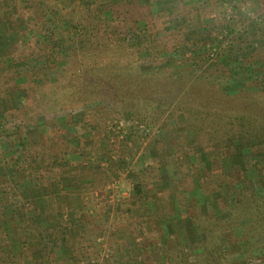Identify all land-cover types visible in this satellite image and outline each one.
I'll return each mask as SVG.
<instances>
[{
  "label": "trees",
  "instance_id": "1",
  "mask_svg": "<svg viewBox=\"0 0 264 264\" xmlns=\"http://www.w3.org/2000/svg\"><path fill=\"white\" fill-rule=\"evenodd\" d=\"M101 1L0 0V21L10 31L0 43V103L4 107L0 134L11 130L7 136L10 146L18 148L27 144L25 162L16 170L19 177L29 179L37 172L39 182L45 178L58 181L67 173L72 186H82L91 180L104 181L102 175L106 173L101 162L112 159V152L118 153L116 162L125 163L136 154L130 150V156H125L121 149L130 139L129 134L119 140L115 133L102 127L103 122L125 112L132 122L153 124L173 103L169 118H182L177 125L182 126L185 138L175 131L176 126L165 128V123L158 124L161 134L158 139L151 138L154 157L150 165H164L165 159L172 157L176 180L168 181L162 173L151 184L152 180L145 174L150 167L145 166L144 173L139 174L141 177L134 180L133 193L122 198V202L130 203L122 212L124 215L138 208L141 202H152L154 207L151 214L131 218L133 225L129 229L141 241H133L134 250L130 252L128 264H233V255L246 251L240 243L254 238L263 239L258 247L264 252V179L261 177L264 173V159L261 160L264 157V78H253L251 67L234 69L228 63L229 66L219 65L211 74L209 69H203L196 79L191 78L192 84L183 74L173 79L171 73L194 59L175 60L164 42L142 36L151 18L157 16L143 5L144 0H116L109 4ZM172 1L175 6L170 8L174 16H193L197 12L200 16L204 7H190L188 3L192 0ZM140 21L143 29L139 28ZM246 31L239 30L243 35ZM31 32L41 37L39 44L25 42ZM13 36L22 38L24 43L18 39L12 42ZM74 44L79 45L69 57L62 54L63 47ZM259 49L264 50V46L254 51ZM203 52V57L208 59L209 50ZM226 52L230 57L229 47ZM142 55L155 67L154 71H142ZM220 55L215 57L218 62ZM251 58L254 60L250 66L262 61V58ZM263 67L261 64V70ZM235 78L238 87L228 89ZM248 86L253 87L245 90ZM14 98L18 105L12 103ZM250 98L259 99L255 107L247 102ZM77 109H84L87 117H99L102 124L93 130L91 138L82 140L81 137L74 146L64 139L71 126L70 118L60 120V125L57 119L51 120L44 130L38 125V119L47 114ZM22 132L23 138L17 139ZM31 137L35 140H30ZM187 139L191 147L186 146ZM192 147H200L205 153L204 171L193 169L191 163L195 162H190L189 156ZM243 153L253 158L259 191L240 173L233 177L232 171L220 170L223 157L235 154L242 158ZM68 154L78 156L81 162H68L65 159ZM195 159L201 162V154ZM10 179L0 178V264H91L98 260L99 253L88 242L89 238L72 237L73 221L69 215L60 216L57 221L47 218L48 224L44 226L38 220L41 214L28 217L31 202L16 189L14 178ZM222 192L231 193V200ZM198 195L210 202L216 201L218 212L227 213V218L217 220L215 211H205L206 203ZM179 209L183 210L180 219L190 224L195 235L202 236L189 252L173 226L169 225L168 234L163 232L162 222H167L169 215ZM88 218L87 212L74 216L82 234L87 229ZM119 220L120 223L117 221L109 229L117 232L123 225L121 217ZM236 227L240 228L238 238L233 232ZM104 229L108 228L99 226L96 236H101ZM31 235L37 238L36 250L31 245ZM219 235L227 240L228 250L222 249L224 243H219ZM155 245L161 250L152 251ZM190 256L194 257L191 262ZM103 264L110 262L106 260Z\"/></svg>",
  "mask_w": 264,
  "mask_h": 264
},
{
  "label": "rangeland",
  "instance_id": "2",
  "mask_svg": "<svg viewBox=\"0 0 264 264\" xmlns=\"http://www.w3.org/2000/svg\"><path fill=\"white\" fill-rule=\"evenodd\" d=\"M157 1L159 0H144L143 5L146 6L152 14L154 13L157 16L151 18L149 24H147V29L144 30L142 36H152L157 41L164 42V47L167 48V52L175 60L194 59L186 64L184 63L178 72L171 73V77L173 79H178L180 74H183L186 76L187 80H190V84H192L193 79H196V76H199L203 69H209V73L211 74V72H216L215 68L219 65L229 66L228 63H231L230 65L234 69L239 67H251L253 70V78H264V67L261 70V64L264 65V50L259 49L256 52L254 51L255 48L264 46V0H189L188 2L191 1L188 3L190 4V7L204 6L202 12L200 13L201 17L199 16V12L194 15L192 14L194 17L191 15L185 17L179 15L174 16L171 10L174 8L175 3L172 0L165 2H162L161 0L163 10L161 9L162 7L158 5ZM186 1L187 0H184V2ZM53 2L55 3L56 1ZM111 2H116V0H111ZM236 6L239 7L235 8ZM71 9L72 5L69 7V11ZM253 14H255V19H253ZM105 17L110 19L109 15ZM143 27V22L140 21L139 28L143 29ZM7 28V24L3 20L0 21V43L2 41V37L7 33H10ZM242 29L245 31L247 30L244 35L239 32V30ZM258 29H262V31H257ZM252 33H255L256 36L253 37ZM37 36L38 35L34 32H31L25 38V42L28 40L27 43L37 45L42 40L41 37ZM17 39L18 42L22 44L24 43L22 38ZM17 39L16 37L11 38L12 42L17 41ZM78 45L79 44H74L63 47L62 54L65 53L66 56H70V52H72ZM203 45L206 46L205 49L201 47ZM208 45L210 48H208ZM228 47L231 51V53L228 52V54H231L230 57L225 55V53L227 54L226 49ZM207 49L209 50L208 59H206L205 56L203 57V51L206 52ZM223 50H225V52ZM218 54H221L219 57L222 56L219 62L218 59L215 60V57ZM141 57L142 71H154L155 67L150 62L145 60V56L142 55ZM251 57H254L255 59L262 58V61H257L253 66H250L251 60H254ZM169 68L171 69L172 67ZM172 70L174 71V68ZM52 74L53 73H51L50 76H52ZM191 78L193 79L191 80ZM199 80L200 79H198V82H200ZM237 84L238 79L235 78L231 81V84L228 85L227 88L235 89L238 87ZM250 87L253 86H248L245 90H250ZM16 99L17 98H14L12 103L18 105ZM258 100L259 99L256 98H250L247 102L255 107ZM173 107L174 104L172 103L168 111H170ZM2 109H4V107L0 103V118H2ZM168 111L161 116L158 122H153V124H150L148 121L132 122L128 114L125 112L123 114L120 113L118 117L116 115L110 118L108 117L103 122L102 127L105 130L107 129L110 132L115 133L119 140H122L126 134H129L130 139L125 142L124 146H121V149L125 152V156H130V150H132L136 155L129 163L122 162L121 160L116 162L118 160V153L112 152V159L108 158L105 162H101V167L105 169L106 173L105 175H102L104 181L96 183L98 196L92 198V200H90L91 202H89V200L86 201L89 205V207H87L90 208L92 212L89 213L90 218H88L89 223L87 224L88 226L85 233H78V238L79 236L89 238L87 239L89 240L88 242H90L93 245L94 250H97L99 253L97 258L98 260L94 262L92 261L91 264H103L106 260H108L110 264H128L130 252L134 250L132 247L133 241H141V237L138 236L135 231H131L129 229V226L133 225L131 223V218L138 216H131L130 213H128V215H124L122 213L127 206H129L128 204H130L128 201L122 202V198L133 193L132 188L134 180L140 176V173H144L145 165H143V163H148L146 166L148 168L150 167L149 173L146 172L145 174H147L150 180H152L151 184L154 182L156 183L154 180H156L162 173H164L162 175H166L168 177V181L176 180V175L172 166V157H167L164 165H161V163H157L154 166L149 165L153 164L152 158L154 157L152 154L151 138L158 139L161 134L158 129V124L165 123V125H163L165 128L166 126H176L175 131L181 132L185 138V134L183 133L184 131L181 129L182 126L177 125V123L182 121V118H173L174 116L169 118L170 116ZM67 118H70L72 122L66 132V135H64V139L70 142L72 146L76 145V140L81 137H83L82 140L91 138L93 136V130L98 129V126H101L102 124L98 121L99 117H87L84 109H77L75 111L65 110L47 114L38 119V125L40 129L44 130L47 122L57 119L56 121H59L57 123L60 125V120H67ZM10 132L11 130L2 131L0 134V178L5 177L7 180L9 179V181L11 180L10 178H14L15 181H17L20 175L16 172V170L21 169V167L18 166L19 163H21L22 166L25 162V147H27V144H22L21 147L18 148L8 145L7 136ZM165 133L169 132L166 131ZM18 138L19 140L23 138V132L17 136V139ZM30 140L35 139H32L31 137ZM4 144L5 146H9L8 148H10V150L5 148ZM185 144L186 146L188 145V147H191L190 140L187 139ZM102 148H104V146ZM3 149H6L7 151L4 152L2 151ZM189 153L187 152L190 156V162H195L191 163L193 169L204 171L207 168V166H205V153L201 151L200 147L193 148V150L189 151ZM199 153L202 156L201 162H198L200 160L197 161L195 159L196 155H199ZM183 156L186 157L184 154ZM263 159L264 157L261 158V160ZM79 162H81L80 158ZM114 162H116V164ZM220 165V170L224 173L232 171L231 176L233 177H237L240 173V176L245 178L253 189L259 191L260 187L256 183L257 174L252 166L253 158L250 154L243 153L242 158H237L235 154L223 157ZM234 167H236L237 170H232ZM127 172L129 173L127 174ZM261 177H263V180L264 173H262ZM259 180H261V178ZM99 183H101L102 186H100ZM223 195H225V197H229L230 200L232 198L231 193L226 194V192H224ZM197 198L203 203H206L203 205V209L205 211H215L217 220L223 221L227 218V213L218 212V203L216 201L210 202L206 199V197L204 198L200 195H198ZM124 203H126V205ZM107 206L110 207V210ZM147 207L148 204L145 202H141V204L138 205L139 210H145ZM182 212L183 210L179 209L176 213H171L169 215V222H163V232L168 234L167 226H173V229L180 236L185 250L189 252L195 242L197 243L202 240V236L195 235L190 224L180 219V214ZM120 214L123 216H120ZM119 217L122 218V227H119L117 232L110 230V225L118 224L117 221L120 223ZM99 226H104L108 229H104L106 232L104 231L101 236H96L99 234ZM216 232L218 233V231ZM233 232L236 234V237L239 236L240 228H234ZM108 233H110L109 238ZM119 234H122L123 237L121 239L130 243V246H119V248L114 246ZM114 236L116 237L115 239ZM130 237L131 241L129 239ZM219 238V243H224L222 244V249L228 250L229 246H226L227 240L222 236ZM258 240L257 238H254L252 240L241 242L240 246H243V249L246 251L233 255V264H264V252L260 251V247H258L263 239ZM156 247L157 246L155 245V247L152 248V251L154 249L161 250L160 246ZM159 253L163 257V252L159 251ZM189 259L191 262L194 260V257L190 256ZM139 260L140 258H138V261Z\"/></svg>",
  "mask_w": 264,
  "mask_h": 264
},
{
  "label": "crops",
  "instance_id": "3",
  "mask_svg": "<svg viewBox=\"0 0 264 264\" xmlns=\"http://www.w3.org/2000/svg\"><path fill=\"white\" fill-rule=\"evenodd\" d=\"M165 1L171 0H162V2ZM157 2L163 10V4L161 0ZM102 3L109 4L111 3V0H102ZM5 144L4 147L10 150V148H8L9 146H5ZM2 151L5 152L7 150L3 149ZM65 159L73 164H77L79 162V157L74 154L66 155ZM147 164L148 163L146 162L143 163V165L145 166ZM18 166L22 167L21 163H19ZM38 175L39 173L34 172L29 179H23L20 177H18L17 181H15L14 179L16 189L23 193L24 199L31 202V206H29V209L27 211V216L36 218L37 215L41 214L42 216L38 220H40L41 225L44 226L48 224L46 222L47 218L53 221H57L60 216L66 217L69 215L71 220L73 221V225L71 227V234L74 239H77L78 233H80L81 230L79 225L74 222V216L78 217L79 214L83 212H87V214L92 212V210L88 208L89 205L86 201L89 200V202H91L90 200H92V198L98 196V188H96V182L91 180L90 182L93 181L92 184L88 182L82 186H72L69 180V175L67 173L62 174V177L58 181L55 178H45L44 181L39 182L37 181ZM145 203L148 204V207L145 210L133 208L130 211V215L140 216L144 214L153 213L154 207L152 202ZM50 220L48 222H50ZM162 225L164 226V224ZM167 228L169 229V226H167ZM122 237V234H119L117 241L114 245L116 248H119V246H130V243L121 239ZM129 239L131 241V237ZM30 240L31 245L34 247V250H36V236L31 235Z\"/></svg>",
  "mask_w": 264,
  "mask_h": 264
},
{
  "label": "clouds",
  "instance_id": "4",
  "mask_svg": "<svg viewBox=\"0 0 264 264\" xmlns=\"http://www.w3.org/2000/svg\"><path fill=\"white\" fill-rule=\"evenodd\" d=\"M256 17H255V14H253V19H255Z\"/></svg>",
  "mask_w": 264,
  "mask_h": 264
}]
</instances>
